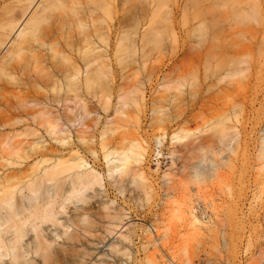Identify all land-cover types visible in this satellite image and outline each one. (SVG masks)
<instances>
[{
    "label": "rangeland",
    "instance_id": "1",
    "mask_svg": "<svg viewBox=\"0 0 264 264\" xmlns=\"http://www.w3.org/2000/svg\"><path fill=\"white\" fill-rule=\"evenodd\" d=\"M98 1L92 29L120 16L132 38L112 61L108 111L96 86L84 97L91 116L67 122L76 111L57 103L65 93L49 79L62 63L48 46L63 50L59 30L49 43L40 36L43 48L32 42L34 65L15 58L28 68L0 73V191L21 187L17 196L30 198L36 172L75 156L99 181L75 199H55L58 221L42 225L51 252L36 264H264V0H102L109 17ZM10 38L8 47L18 41ZM41 94L49 114L28 116L42 105L27 102ZM118 96L137 104L116 112ZM51 125H63L68 143L47 132ZM132 145L143 157L130 175L110 172L104 154ZM22 246L24 260L36 257L32 232Z\"/></svg>",
    "mask_w": 264,
    "mask_h": 264
},
{
    "label": "bare ground",
    "instance_id": "2",
    "mask_svg": "<svg viewBox=\"0 0 264 264\" xmlns=\"http://www.w3.org/2000/svg\"><path fill=\"white\" fill-rule=\"evenodd\" d=\"M95 1L96 0H87V2L84 3L82 0H42L29 17L35 0H0V52L8 47L11 42L10 36L12 33L17 34L18 38V41L14 39L11 47L7 48V53L2 56L3 60L0 64V73L8 74L10 67L11 70L13 69L12 71L17 69L16 71L18 72V69L23 70L28 68L25 64H27V66H29L28 64L34 65V62H36L38 58H36L34 53L39 49H35L34 51L33 44L36 42L35 44L37 47L43 48L44 42H46L42 39L43 36L48 35L49 39H47L49 43V41H51L50 39L55 35L53 32H60L58 38L61 36V39L64 41V44L62 43L63 50H59V47H55L58 43L54 45L52 43L51 46L50 44L48 46L49 48L51 47L52 50L55 48L54 51L56 52L58 49L57 54L61 53L62 63L57 71L55 67H52L55 71H52L53 73L49 75V79L55 84H53V87H56V90L58 89L57 92L63 91L65 93V98L57 100V103H71L72 106H67V109L72 113L74 110L76 111L74 117L67 118V122L71 124L81 123L91 116V113H88L91 111L87 110L86 99L84 97L85 95L92 97V95L89 94H93L94 88L96 90L98 88V91L102 93L101 98L104 102V111L109 110L108 108H110L109 106L112 98V76L115 69L112 61L114 57H120V55H116L118 54L117 48H121L120 44L124 40L126 42L128 38L129 40L132 39L129 35V37H126L128 33L123 31L125 20L120 16L116 18L115 24L106 21V27L92 29L94 26L93 21L95 23L97 21V18L95 19L93 16L98 8H94L93 5H91L95 3ZM104 1L102 2L101 0L98 3L102 8L107 3ZM123 1L125 0H121L120 2L122 3ZM108 3L104 7H109L111 3ZM142 3H145V1ZM84 5L86 8L82 11V6ZM106 8L105 12L107 15L108 8ZM137 10L138 9H136V11ZM138 13H140V15ZM138 13L136 12L140 18V22L138 21V26H140L146 21L147 6L145 4H143V6L141 5ZM109 15L107 16L109 17ZM27 17H29V19ZM42 23L44 25L48 23V26H46L47 24L45 25L47 28H45V26L44 28L41 27V25L43 26ZM21 24H24L22 29H20ZM65 27H68V33L64 30L66 29ZM72 28H76L74 30L76 34L75 32H70ZM103 29H105V32H102ZM55 30H59V32ZM49 34L52 35L49 36ZM41 35L42 38L40 37ZM98 40L103 43L102 47L97 46ZM33 41L34 43L32 44ZM127 46L128 44L126 43L124 46L125 48L122 47V50L125 49L127 51L129 48ZM23 57H26L27 60L24 65L19 62L16 63L15 61L14 63H16V65H13V63L11 64V61L15 58L21 59V61L25 60ZM119 57L117 60H120ZM121 58L123 59V57ZM121 62L119 61V63ZM45 82L46 80L42 81V83ZM59 85H61V87ZM141 91L142 90H139V92ZM118 97L119 100L122 101H119V107L116 109V112H121L123 114L121 106L137 104V98L126 101L122 96ZM42 99L43 96L41 94V96L39 95L35 99L27 102L28 104L37 106L42 105L39 110L28 116L45 117L49 114L50 111L40 102L43 101ZM62 127L63 125L60 128L58 125H51L48 126L47 132L54 136L65 133V137H61V140L63 143H68L66 139L69 138L70 134L68 132L66 133ZM178 134L175 133V135L172 136L176 141L180 138ZM185 136L187 137V135ZM164 138V135L158 137L157 144L161 145ZM170 140L172 141V139ZM138 150H141L140 146L132 145L127 152L122 151L117 153L109 151L105 153V159L107 163L110 164L109 171L119 172L120 175L122 173L125 175L127 172V174L130 175V172L133 170L131 168H134V164L140 162L143 157L142 151ZM86 165L87 162L84 161L83 158L75 156L71 157L65 163L59 162L57 164H52V166H47L43 172H36L27 185L31 193V197L27 199L23 196L20 198L17 196L19 190L21 194L23 192V188L21 187L16 189V191H0V264H36L38 258L46 261L51 250L47 244V240L42 234V225L45 223H52L55 225L58 221L56 216L57 212L54 211L56 204L55 199L64 196H66L65 200L75 199L77 198L76 195L83 189L89 190L99 184L98 177L91 170L84 169ZM63 166L64 169L62 168ZM29 232L33 233L34 248H32V252L34 251L36 257L24 260L28 251L24 250L22 241ZM8 235L9 238H7ZM73 236H68L67 240L63 241L60 246L65 247L66 243L73 242ZM6 257H9V260L6 261L4 259ZM50 262H52V260Z\"/></svg>",
    "mask_w": 264,
    "mask_h": 264
}]
</instances>
